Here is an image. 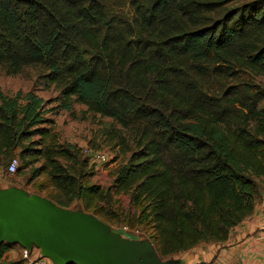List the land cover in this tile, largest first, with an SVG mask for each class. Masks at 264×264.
<instances>
[{"label":"trees","instance_id":"trees-1","mask_svg":"<svg viewBox=\"0 0 264 264\" xmlns=\"http://www.w3.org/2000/svg\"><path fill=\"white\" fill-rule=\"evenodd\" d=\"M228 2L0 0L4 72L37 68L59 108L112 118L122 151L134 146L110 186L88 184L57 161L68 150L26 144L46 137V101L0 87V167L17 158L19 175L42 157L26 182L95 214L102 199L128 195L138 210L129 226L148 229L163 256L224 241L264 191V84L254 79L264 78V0ZM43 172L52 191L32 183ZM8 249L0 242V264H25L5 263Z\"/></svg>","mask_w":264,"mask_h":264},{"label":"crops","instance_id":"crops-1","mask_svg":"<svg viewBox=\"0 0 264 264\" xmlns=\"http://www.w3.org/2000/svg\"><path fill=\"white\" fill-rule=\"evenodd\" d=\"M17 176L0 167V233L10 239L2 238L9 245L5 263L18 260L27 243L30 258L42 257L44 264H61L69 258L83 264H262L264 191L253 212L224 241L202 242L163 256L145 235L102 225L81 201L61 206L44 190L27 182L29 186H24Z\"/></svg>","mask_w":264,"mask_h":264},{"label":"rangeland","instance_id":"rangeland-1","mask_svg":"<svg viewBox=\"0 0 264 264\" xmlns=\"http://www.w3.org/2000/svg\"><path fill=\"white\" fill-rule=\"evenodd\" d=\"M252 1L254 0H232L227 4L246 5ZM254 79L256 82L264 84V78L255 77ZM46 85L45 79L40 77V70L37 68L29 67L20 73L8 75L0 67V87L5 93L13 94L17 90L34 89L46 101L45 109H52L45 114L50 122H45L41 126L47 129L44 140L42 135L35 133L26 144H31L30 147L35 149H43V144L41 145L40 141H45L48 145L54 142L57 149L68 150V155L73 158L70 159V156L57 158V161L66 170L69 169L67 171L70 174L78 176L88 184L106 189L112 184L117 169L127 161L134 149L132 142L128 140L129 151L124 153L122 146L117 144L116 135H114L121 127L112 118L89 112L80 103L73 104L72 112L61 109L59 108V90L53 85ZM262 104L264 105V100ZM84 149H87L88 152H85ZM97 154L100 158L105 155V158H101L102 160L99 161L96 157ZM89 156L94 157L97 162L91 161ZM36 157L39 160H34L35 158L32 157L33 162L17 176L23 181V184L25 183L24 186L28 185L26 180L30 178L33 170L45 163L42 157ZM7 165L8 163L2 168L7 169ZM47 171H53V169L49 167ZM46 172L40 173L32 183L34 185L43 183L47 186L48 192L52 191V188L49 186ZM25 188L29 189V187ZM111 198L106 197L95 204L98 211L103 210L104 212V215L93 213L98 216L100 223L105 226L126 228L138 235H145L148 229L144 226L130 227L128 224V217L138 211L130 204L128 195L119 193L112 195Z\"/></svg>","mask_w":264,"mask_h":264},{"label":"built area","instance_id":"built-area-1","mask_svg":"<svg viewBox=\"0 0 264 264\" xmlns=\"http://www.w3.org/2000/svg\"><path fill=\"white\" fill-rule=\"evenodd\" d=\"M84 151L88 152L87 149H84ZM98 155L99 154H97L96 157L99 161L102 160L101 158H103V159L105 158V155L102 156L101 158L98 157ZM93 159H94V161H96L94 157H93ZM18 164H19L18 159L12 158L7 165V172L8 173H15L17 171ZM20 257H21V259H23L25 261V264H44V260L42 257H38L36 259H31L30 254H29V249L26 247L21 248ZM261 261H262V264H264V255H263Z\"/></svg>","mask_w":264,"mask_h":264},{"label":"water","instance_id":"water-1","mask_svg":"<svg viewBox=\"0 0 264 264\" xmlns=\"http://www.w3.org/2000/svg\"><path fill=\"white\" fill-rule=\"evenodd\" d=\"M9 235H5L3 232L0 233V242H3L4 240L2 238H5V240L10 241V239L8 238ZM24 247L29 248L30 244L24 243L23 244ZM61 264H83L82 262L73 259V258H69L66 260H60Z\"/></svg>","mask_w":264,"mask_h":264}]
</instances>
